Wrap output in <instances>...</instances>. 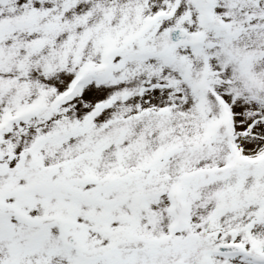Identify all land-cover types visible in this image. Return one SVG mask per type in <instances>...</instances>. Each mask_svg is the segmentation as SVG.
Wrapping results in <instances>:
<instances>
[{"label":"snow or ice","instance_id":"obj_1","mask_svg":"<svg viewBox=\"0 0 264 264\" xmlns=\"http://www.w3.org/2000/svg\"><path fill=\"white\" fill-rule=\"evenodd\" d=\"M0 264H264V0H0Z\"/></svg>","mask_w":264,"mask_h":264}]
</instances>
